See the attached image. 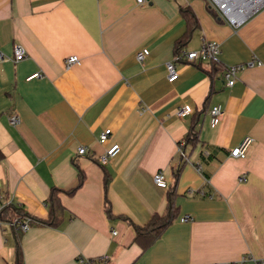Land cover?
Returning <instances> with one entry per match:
<instances>
[{
	"label": "crops",
	"instance_id": "crops-1",
	"mask_svg": "<svg viewBox=\"0 0 264 264\" xmlns=\"http://www.w3.org/2000/svg\"><path fill=\"white\" fill-rule=\"evenodd\" d=\"M183 5L199 25L182 51L216 40L221 63L176 61L179 76L170 81L167 64L187 29ZM15 44L27 51L20 61ZM0 54V189L7 200L47 217L51 189H70L85 174L74 194L61 193L59 226L24 231V264H84L80 257L93 264H264V4L232 24L208 0H0ZM74 54L81 62L67 68ZM236 64L245 67L228 86L224 66ZM186 104L192 113L179 116ZM215 104L223 113L212 126ZM195 115L200 142L182 154ZM106 128L112 135L102 143ZM248 135L247 156H231ZM112 143L121 152L100 164ZM158 170L176 191L179 213L144 247L135 241L137 226L168 203V187L154 181ZM15 260L14 229L0 220V264Z\"/></svg>",
	"mask_w": 264,
	"mask_h": 264
},
{
	"label": "built area",
	"instance_id": "built-area-1",
	"mask_svg": "<svg viewBox=\"0 0 264 264\" xmlns=\"http://www.w3.org/2000/svg\"><path fill=\"white\" fill-rule=\"evenodd\" d=\"M145 0H138L139 3H143ZM244 1V0H242ZM210 3V6H214L219 9L220 13L222 16L231 22L232 24H240L243 20H245L248 16H250L255 10H257L259 7H261L264 4V0H247L245 3L249 6L252 7L250 10L246 12H242V7L238 6L236 13H234L235 6H237L241 0H208ZM232 3L235 4L234 7H232ZM231 8L233 9V14L231 13ZM149 53L148 49H143L142 51H139L137 54V57L140 61H143L146 55ZM220 53H221V47H220V42L216 40H204L202 46L198 50H191L188 52L181 51L179 54H176L174 57V60L168 62L167 64V69H168V78L170 81H174L178 78V71L176 68V61H181V60H199L201 62H212L214 64H220L221 59H220ZM1 55V54H0ZM27 56V51L25 47L21 44H15L14 46V59L16 61H20L24 59ZM80 57L76 54L69 56L66 59V67L69 68L74 64L80 63ZM253 64V63H250ZM258 65H262V62H258ZM245 67V64H236V65H228L224 66V77L226 80V83L228 86H232L235 84L236 80L238 79V74L239 72ZM38 76V74H35L31 77ZM211 124L212 126H216L220 122V118L223 113V106L221 104H215L211 108ZM179 116H186L192 113V107L189 104H186L182 107H180L177 111ZM10 121L12 124L16 125L20 122V118L17 114H12ZM112 135V129L111 128H106L104 129L99 136V140L102 143L107 142ZM254 139L251 136H246L244 137L241 142L234 147L231 150V156L237 157V158H245L248 154V151L253 144ZM184 144V141L180 142V150L183 153L182 150V145ZM122 147L120 146L119 143H112L109 145L105 152L102 153L98 161L102 165L108 164L114 157H116L120 152H121ZM86 152L85 147H80L79 148V153L84 154ZM244 180V177H241V180ZM154 181L158 186L161 187H168L169 186V181L167 179V176L163 170H158L155 175H154ZM9 201L5 197L4 193L0 189V206L5 205ZM192 219L191 216H184L182 218V221H188ZM18 223L23 230H27L29 228L28 224L26 222L20 221L18 218H15L11 224H16ZM113 233H116L114 230ZM108 256H100L99 259L105 260L107 259ZM245 260V259H244ZM242 260V261H244ZM80 261L84 264H93V260L80 257ZM218 264V263H216Z\"/></svg>",
	"mask_w": 264,
	"mask_h": 264
},
{
	"label": "trees",
	"instance_id": "trees-1",
	"mask_svg": "<svg viewBox=\"0 0 264 264\" xmlns=\"http://www.w3.org/2000/svg\"><path fill=\"white\" fill-rule=\"evenodd\" d=\"M181 12L186 19L187 29L185 33L179 37L176 41V54H179L183 47L188 43L192 37L193 31L198 27L199 22L194 10L189 5L181 6ZM214 64L212 62H209ZM215 65V64H214ZM199 123V115H195L192 119L190 131L185 137L184 144L182 145L183 151L187 145L194 146L200 142V131L197 128ZM4 153L0 149V159L4 158ZM209 158V157H208ZM85 181V174L83 170L79 171V182L76 186L70 189H62L59 187H53L47 198L48 215L47 217H39L26 211L21 205H17L12 200L1 207L0 220L2 223H9L18 218L22 222H26L30 227L31 224L47 225L57 227L64 220L66 207L63 204L61 193L66 192L68 194H74L75 191L83 185ZM110 182V175H105V190L107 192ZM168 203L164 213H156L152 216L150 221L144 226H137V234L135 241L147 247L153 244L164 233L167 227L178 216L179 208L175 203L176 191L173 186H168ZM6 197V196H5ZM7 198V197H6ZM106 210L109 215H112L111 206L106 198ZM16 236V260L14 264H24V251L22 246V236L24 231L22 227L16 223L11 224Z\"/></svg>",
	"mask_w": 264,
	"mask_h": 264
},
{
	"label": "bare ground",
	"instance_id": "bare-ground-1",
	"mask_svg": "<svg viewBox=\"0 0 264 264\" xmlns=\"http://www.w3.org/2000/svg\"><path fill=\"white\" fill-rule=\"evenodd\" d=\"M224 1H227V0H224ZM245 1H247V0H244V1H242L241 0V2L237 5V6H235V4L234 3H232L231 5H232V7H234L235 6V8H233L234 9V13H236V11H237V8H238V6H240V7H242V12H246V11H248V10H250L252 7H249L246 3H245ZM233 9L231 8V13L233 14Z\"/></svg>",
	"mask_w": 264,
	"mask_h": 264
}]
</instances>
